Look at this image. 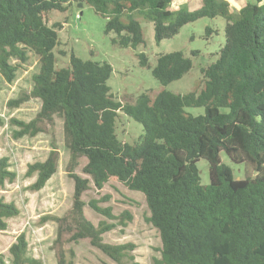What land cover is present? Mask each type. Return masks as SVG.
I'll return each mask as SVG.
<instances>
[{
  "label": "trees",
  "instance_id": "1",
  "mask_svg": "<svg viewBox=\"0 0 264 264\" xmlns=\"http://www.w3.org/2000/svg\"><path fill=\"white\" fill-rule=\"evenodd\" d=\"M174 1L0 0V84L14 81L20 67L15 59L24 63L31 52L40 64L31 93L9 103L18 106L35 97L41 109L29 122L13 118L14 133L35 136L44 131L41 124L55 117L63 121L74 192L66 215L45 217L58 224L56 264H74L76 253L67 245L80 240L88 239L117 264H126L134 247L104 242L109 226H96L86 216L83 195L90 181L100 188L119 182L144 195L165 264H264V0L247 1L236 12L228 0H202L193 10L173 9ZM72 3H86L106 17L105 32L114 33L112 42L121 48L145 46L142 17L153 22L156 42L202 17H223L226 40L217 58L201 69L199 89L182 94L163 88L155 96L143 92L123 103L108 85L109 62L82 59L71 51L68 65L57 66L62 25L49 19ZM137 55L141 65L150 66L144 52ZM192 67L190 56L173 51L157 57L152 74L167 86ZM193 107H203L204 113L187 111ZM120 111L143 124L133 143L118 137ZM53 147L44 161L28 165L27 175L36 176L32 190L42 189L57 171L59 153ZM223 152L244 166V178L234 176L222 161ZM82 159L86 178L73 173ZM200 159L209 164L208 184L201 182ZM15 177L9 158L0 157V189ZM97 209L111 217L108 207ZM19 213L16 204L0 197L1 230ZM8 251L11 264H42L30 254L24 233ZM0 264H7L2 255Z\"/></svg>",
  "mask_w": 264,
  "mask_h": 264
},
{
  "label": "rangeland",
  "instance_id": "2",
  "mask_svg": "<svg viewBox=\"0 0 264 264\" xmlns=\"http://www.w3.org/2000/svg\"><path fill=\"white\" fill-rule=\"evenodd\" d=\"M228 1L231 10L236 12L239 6L254 0ZM201 4L202 0H175L172 8L185 6L193 10ZM140 20L145 33V46L121 48L112 42L114 33L105 32L106 17L98 14L90 5L72 3L64 12L53 11L49 23L62 25L59 31L60 45L56 48L57 66L68 65L71 51L82 59L109 62L113 72L108 85L111 93L123 103L134 102L143 92L155 96L163 88L182 94L199 89L202 84L201 69L217 58V53L225 43L226 20L219 16L202 17L185 24L178 34L160 42L155 40L153 22L143 17ZM208 27L211 30H207ZM195 50L199 51L198 54L192 55L191 52ZM173 51H183L190 56L193 67L181 79L164 86L153 76L152 68L160 54ZM140 52L147 55L149 67L141 65L137 55ZM14 63L20 64L14 81L8 83L3 80L0 84V119L3 120L0 125V157L9 158L10 169L16 173V177L4 189H0V197L16 204L20 213L7 219V229H0V255L7 264H11L8 249L16 237L24 233L32 256L42 264H56L59 245L55 246L54 242L58 224L45 217L66 215L71 208L74 192V181L68 170L70 155L64 144L63 121L55 117L53 122L41 124L44 131L35 136H16L14 132L18 126L12 119L25 122L34 119L41 109V101L31 97L18 106L10 105L9 102L31 93L33 77L39 71L40 64L38 57L31 52L26 62L15 59ZM187 111L198 115L204 113V108H187ZM143 129L142 123L120 111L117 120L119 139L133 143L138 140ZM53 146L59 153L57 171L42 189L32 190L30 185L35 182L36 176L27 175L28 165L44 161ZM221 158L232 167L236 178H244L243 165L233 163L224 152ZM85 164L86 160L82 159L73 173L88 177L82 170ZM197 166L201 182L208 184V162L200 159ZM83 199L86 216L96 226H109L102 235L104 242L134 245L126 258V264H165L161 261L162 242L158 231L148 221L149 209L142 193L130 190L119 182H107L100 188L90 181V188L84 193ZM97 207H108L111 217L100 212ZM125 212H129V218ZM69 235L63 236V240H67ZM67 246L76 253L74 264H117L88 239Z\"/></svg>",
  "mask_w": 264,
  "mask_h": 264
},
{
  "label": "crops",
  "instance_id": "3",
  "mask_svg": "<svg viewBox=\"0 0 264 264\" xmlns=\"http://www.w3.org/2000/svg\"><path fill=\"white\" fill-rule=\"evenodd\" d=\"M243 5L239 6V9L242 7Z\"/></svg>",
  "mask_w": 264,
  "mask_h": 264
}]
</instances>
